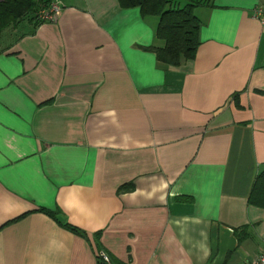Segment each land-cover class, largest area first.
Here are the masks:
<instances>
[{
    "label": "crops",
    "instance_id": "crops-1",
    "mask_svg": "<svg viewBox=\"0 0 264 264\" xmlns=\"http://www.w3.org/2000/svg\"><path fill=\"white\" fill-rule=\"evenodd\" d=\"M59 1L57 20L0 36V264H97L98 231L129 264H250L264 249L248 202L264 169V0L196 7L201 43L178 66L147 48L164 45L158 16Z\"/></svg>",
    "mask_w": 264,
    "mask_h": 264
},
{
    "label": "trees",
    "instance_id": "trees-1",
    "mask_svg": "<svg viewBox=\"0 0 264 264\" xmlns=\"http://www.w3.org/2000/svg\"><path fill=\"white\" fill-rule=\"evenodd\" d=\"M52 0H0V36L8 28H16L21 23L29 22L37 28L46 21L39 16V11L49 6ZM122 8H139L143 17L158 16L156 37L164 41L163 46H149L155 52L159 61L169 65H181L195 58L200 46V28L202 21L195 13L200 5L214 6V0H187L180 5V0H118ZM237 93L234 97H237ZM133 183L123 184L119 192L131 191ZM179 199L192 201L190 196ZM249 204L264 209V169H262L253 184L248 199ZM39 211L52 215L64 228L89 239V234L66 220L57 218V212L51 213L45 208ZM240 234V233H239ZM241 239V236H239ZM92 240L97 253V264H129L110 252L101 243V231L93 234ZM104 255L108 257L105 259Z\"/></svg>",
    "mask_w": 264,
    "mask_h": 264
},
{
    "label": "built area",
    "instance_id": "built-area-1",
    "mask_svg": "<svg viewBox=\"0 0 264 264\" xmlns=\"http://www.w3.org/2000/svg\"><path fill=\"white\" fill-rule=\"evenodd\" d=\"M62 10L59 0H52L48 7L39 11V16L44 21H55L60 16ZM253 16L258 18L264 25V6H258L253 11ZM105 259L108 257L104 255ZM250 264H264V249L250 262Z\"/></svg>",
    "mask_w": 264,
    "mask_h": 264
},
{
    "label": "rangeland",
    "instance_id": "rangeland-1",
    "mask_svg": "<svg viewBox=\"0 0 264 264\" xmlns=\"http://www.w3.org/2000/svg\"><path fill=\"white\" fill-rule=\"evenodd\" d=\"M185 3H187V0H180V5H184Z\"/></svg>",
    "mask_w": 264,
    "mask_h": 264
}]
</instances>
